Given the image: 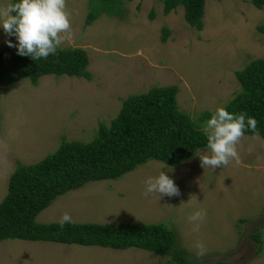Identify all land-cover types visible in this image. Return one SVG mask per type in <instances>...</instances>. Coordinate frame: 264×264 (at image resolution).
<instances>
[{
    "label": "rangeland",
    "instance_id": "1",
    "mask_svg": "<svg viewBox=\"0 0 264 264\" xmlns=\"http://www.w3.org/2000/svg\"><path fill=\"white\" fill-rule=\"evenodd\" d=\"M10 2L0 0V6ZM66 3L73 38L61 47L86 51L90 79L46 74L35 85L21 78L0 88V201L16 163H35L62 140H91L124 98L151 87L175 85L178 109L203 130L211 116L201 120L202 112L213 113L239 91L234 71L264 58V35L256 29L264 25V5L257 9L249 0H204L200 30L187 24L181 5L164 15L162 0H122L121 17L101 14L89 25L83 24L87 0ZM164 26L169 32L161 42ZM8 40L13 41L0 28V50ZM237 148L241 162L215 170L200 167L197 150L172 164L153 159L137 163L119 178L90 180L67 191L34 219L58 221L67 212L72 222L160 223L175 230L177 245L196 264H264V248L255 254L257 243L249 237L257 229L264 244V141L244 134ZM160 170L174 181L178 196L142 195L143 181ZM198 210L206 214L196 232L188 217ZM197 241L207 248L203 256L196 255ZM61 247L59 242L6 239L0 242V264L167 262V257L139 248L100 247L103 252L94 253L89 246L77 248L88 251L83 261L67 262Z\"/></svg>",
    "mask_w": 264,
    "mask_h": 264
},
{
    "label": "trees",
    "instance_id": "2",
    "mask_svg": "<svg viewBox=\"0 0 264 264\" xmlns=\"http://www.w3.org/2000/svg\"><path fill=\"white\" fill-rule=\"evenodd\" d=\"M162 13L183 7V17L196 30L202 28L204 0H162ZM15 2V0H11ZM122 0H87L88 11L83 24L89 25L99 15L121 17ZM257 9L264 0H249ZM152 19L154 13L149 11ZM264 35V25L256 26ZM159 37L164 42L167 27ZM12 44L18 42L9 36ZM86 51L80 47H60L47 59L32 60L17 54L8 45L0 50V88L21 78L32 85L46 74L78 76L90 79ZM239 91L223 106L232 113H244L257 120L256 133L264 141V58L250 60L234 71ZM175 85L151 87L147 91L124 98L117 114L108 125L99 123L96 136L82 142L62 140L53 152L29 165L16 163L4 197L0 201V242L6 239L53 241L80 245H99L115 249L136 247L167 257L166 264H196L188 251L177 245L175 230L160 223L119 222L115 224L78 221L39 223L35 216L57 196L78 188L90 180L119 177L135 164L158 160L172 164L186 159L206 146V137L197 123L178 109ZM212 112H202L203 120ZM244 134L257 135L250 130ZM264 212V195L262 199ZM240 221L244 219L239 218ZM256 231V232H255ZM249 237L257 243L255 254L262 250L258 230ZM223 264V263H220Z\"/></svg>",
    "mask_w": 264,
    "mask_h": 264
},
{
    "label": "clouds",
    "instance_id": "3",
    "mask_svg": "<svg viewBox=\"0 0 264 264\" xmlns=\"http://www.w3.org/2000/svg\"><path fill=\"white\" fill-rule=\"evenodd\" d=\"M0 28L6 35L15 36L18 42L13 45L10 40L5 41L8 46L16 47L18 55L29 56L33 61L54 56L65 42L73 38L66 0H15L7 3L0 6ZM256 126L257 120L251 116L246 118L244 113L232 114L223 107H217L202 130L206 137V150L201 152L197 149L195 153L199 157L200 167L215 170L233 161L239 164L241 161L237 146L246 129L258 135ZM143 184L144 197L150 194H155L158 198L180 194L174 181L161 170L155 176H148ZM205 214L198 210L188 217L189 222L194 225L193 231H199V222ZM57 223L63 228L66 223H72V217L65 212ZM194 248L197 256H203L207 252L202 241H197Z\"/></svg>",
    "mask_w": 264,
    "mask_h": 264
},
{
    "label": "crops",
    "instance_id": "4",
    "mask_svg": "<svg viewBox=\"0 0 264 264\" xmlns=\"http://www.w3.org/2000/svg\"><path fill=\"white\" fill-rule=\"evenodd\" d=\"M2 183H3V180L1 179L0 180V186L2 185ZM38 241H41V240H38ZM44 242H53V241H44ZM262 245H264L263 242H262ZM85 246H89L88 248H93V250L91 252H94V253L103 252L102 249L100 248V247H103V246H99V245H80V244H75V243H62L60 255L61 256L64 255V254L67 255L68 256L67 262H70V261H73V260H75V261L77 260V262H81V261H83V258H84V254L83 253H88V251H84V252L77 251V248H79V247L80 248H84ZM91 246H94V247H91ZM103 248L111 249L110 247H103ZM128 248H130V247H128ZM133 248H136V247H133ZM262 248H264V246ZM112 249H115V248H112ZM141 250H143V249H141ZM144 251H146V250H144ZM261 251H263V250H261ZM147 252H149V251H147ZM261 254H262V252H261Z\"/></svg>",
    "mask_w": 264,
    "mask_h": 264
}]
</instances>
